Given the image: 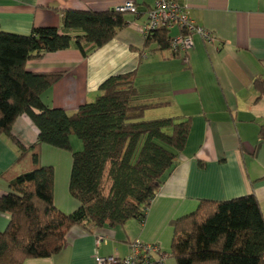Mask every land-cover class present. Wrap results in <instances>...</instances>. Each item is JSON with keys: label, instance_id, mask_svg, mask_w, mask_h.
Masks as SVG:
<instances>
[{"label": "crops", "instance_id": "obj_1", "mask_svg": "<svg viewBox=\"0 0 264 264\" xmlns=\"http://www.w3.org/2000/svg\"><path fill=\"white\" fill-rule=\"evenodd\" d=\"M130 0H0V26L7 32L30 34L34 27L62 26L65 9H118ZM139 15L105 46L84 56L75 47L28 61L32 72L62 71L64 75L43 96L47 105L68 112L94 100L108 77L136 72L139 91L163 106V115L191 118L187 144L175 169L166 177L143 223L128 220L117 227L87 232L73 227L63 248L47 258L23 264H98V258L126 256L135 240L158 243L167 253L165 264H178L170 249L172 220L195 211L201 200L223 201L253 193L264 214V96L254 85L264 79V0H175L187 7L196 24L212 31L208 44L194 34L188 52L145 47L140 31L155 0H134ZM179 28H171V35ZM156 98V99H155ZM156 100V101H155ZM162 115V116H163ZM15 135L30 147L39 140L30 118L15 121ZM80 142L71 136L74 150ZM40 162L55 168L56 206L71 213L78 202L69 192L72 155L49 145L40 147ZM19 148L0 136V195L17 173ZM19 173V172H18ZM10 214L0 211V231ZM101 240L100 243L98 241Z\"/></svg>", "mask_w": 264, "mask_h": 264}, {"label": "trees", "instance_id": "obj_2", "mask_svg": "<svg viewBox=\"0 0 264 264\" xmlns=\"http://www.w3.org/2000/svg\"><path fill=\"white\" fill-rule=\"evenodd\" d=\"M127 13L65 9L60 28L34 27L30 34L7 32L0 26V136L16 143L20 153L16 165L24 163V171L0 195V211L10 214L8 227L0 231V264H23L29 258L57 254L73 227L93 232L131 219L143 223L152 200L175 169L190 135L191 118L144 120L154 104L136 86L135 71L108 77L94 100L68 112L47 105L43 98L64 72L27 69L28 61L48 53L75 47L87 56L105 46L129 26ZM173 36L171 29L161 26L144 38L145 47L154 43L165 50ZM254 85L263 97L264 79L256 78ZM22 115L38 131L39 140L30 147L14 133L15 121ZM73 135L82 141L81 150L73 149ZM42 145L72 155L69 192L78 207L71 213L55 204V168L41 164ZM171 223L170 253L178 264H264V214L253 193L201 200L195 211Z\"/></svg>", "mask_w": 264, "mask_h": 264}, {"label": "built area", "instance_id": "obj_3", "mask_svg": "<svg viewBox=\"0 0 264 264\" xmlns=\"http://www.w3.org/2000/svg\"><path fill=\"white\" fill-rule=\"evenodd\" d=\"M120 11L136 13L137 7L134 0L128 1L124 6L118 8ZM148 18L141 26L143 37H147L161 26L171 29L179 28V33L170 39V49L174 53L188 52L193 47L194 34L200 35L206 43H212L215 34L196 24L190 16L187 7H180L174 0H156L154 7L148 12ZM101 240L98 241L100 243ZM167 253L158 243L135 240L130 244L129 253L126 256L110 255L98 258V264H165Z\"/></svg>", "mask_w": 264, "mask_h": 264}, {"label": "rangeland", "instance_id": "obj_4", "mask_svg": "<svg viewBox=\"0 0 264 264\" xmlns=\"http://www.w3.org/2000/svg\"><path fill=\"white\" fill-rule=\"evenodd\" d=\"M130 15H133V13H131V12L127 13L128 18H129ZM155 106H156L155 108H150V109L146 110V112L144 114V117H143L144 120L159 119V118H162V117H167V116L163 115V113H164V112H162L163 106H160V107H157V105H155ZM73 136L78 142H80L79 144H82V141L79 139L78 136H76V135H73ZM82 147H83V144L80 145L79 148H75V149L81 150ZM14 168L16 170H18L15 173H18V172L20 173L22 171V169L24 171V163L18 164Z\"/></svg>", "mask_w": 264, "mask_h": 264}]
</instances>
